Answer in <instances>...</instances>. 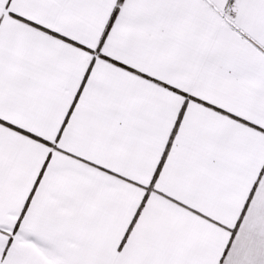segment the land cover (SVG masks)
<instances>
[{"label":"snow or ice","instance_id":"obj_1","mask_svg":"<svg viewBox=\"0 0 264 264\" xmlns=\"http://www.w3.org/2000/svg\"><path fill=\"white\" fill-rule=\"evenodd\" d=\"M0 264H264V0H0Z\"/></svg>","mask_w":264,"mask_h":264}]
</instances>
